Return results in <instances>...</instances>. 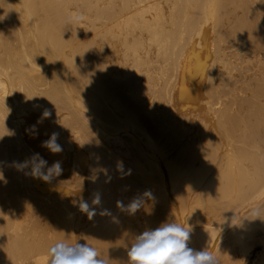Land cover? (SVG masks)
Returning <instances> with one entry per match:
<instances>
[{
  "label": "bare ground",
  "instance_id": "6f19581e",
  "mask_svg": "<svg viewBox=\"0 0 264 264\" xmlns=\"http://www.w3.org/2000/svg\"><path fill=\"white\" fill-rule=\"evenodd\" d=\"M35 153L62 174L21 169ZM0 176V264H49L58 241L131 264L165 222L264 264V0H0Z\"/></svg>",
  "mask_w": 264,
  "mask_h": 264
},
{
  "label": "clouds",
  "instance_id": "9594fccd",
  "mask_svg": "<svg viewBox=\"0 0 264 264\" xmlns=\"http://www.w3.org/2000/svg\"><path fill=\"white\" fill-rule=\"evenodd\" d=\"M73 19H80V17L74 16ZM50 115V111L44 112L45 117ZM57 139L58 133L53 132L47 141L42 142V147H46L52 153L61 152L62 147ZM47 163L39 153H35L19 167L23 169L30 166V174L34 178L51 182L54 177L62 174L63 168L60 161L54 162L50 167L47 166ZM144 196L150 197L151 193L145 192ZM99 203V194H95L93 204ZM142 203L141 198L133 199L126 206L127 211L135 213ZM117 206L125 208L121 201H117ZM79 208L89 218L95 215V210H90L86 201L81 202ZM190 233V227H184L177 223H162L159 227L144 231L136 237L135 243L128 250L129 260L131 264H218L217 258L212 252L198 251L188 246ZM49 257V264H107L105 259L100 258L95 248L86 242L80 243L78 241L75 243L56 242L49 249Z\"/></svg>",
  "mask_w": 264,
  "mask_h": 264
},
{
  "label": "rangeland",
  "instance_id": "374dc122",
  "mask_svg": "<svg viewBox=\"0 0 264 264\" xmlns=\"http://www.w3.org/2000/svg\"><path fill=\"white\" fill-rule=\"evenodd\" d=\"M262 204H263V203H262ZM262 204H260V205L258 206L257 209H259V210L256 209V215L259 214L258 216H260L261 218H264V216H263L264 214L261 215V213H262L261 210H262V209L260 210V208H261L262 206H263L262 208H263V210H264V205H262ZM257 212H258V213H257ZM259 212H260V213H259ZM262 216H263V217H262ZM256 234H261L260 229L258 230V232H257ZM251 240H252V239H251ZM254 240H255V239H253V241H254ZM255 241H256V243H253V244L251 243L252 246H251V247L249 246V249H248L249 252L247 251L246 255L244 256V260L248 261V260H250V259H251V260L254 259V256H253V255H254L255 253L260 252V251L262 250V249H261V248H263V247H262V246H263V243L261 244L262 241H261V242H260V241L258 242V240H255Z\"/></svg>",
  "mask_w": 264,
  "mask_h": 264
}]
</instances>
